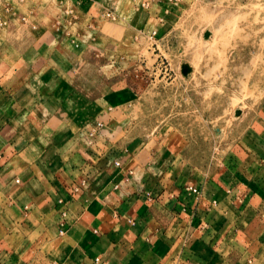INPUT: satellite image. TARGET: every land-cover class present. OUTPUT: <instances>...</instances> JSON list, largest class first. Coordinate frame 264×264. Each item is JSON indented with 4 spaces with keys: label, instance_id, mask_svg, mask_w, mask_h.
I'll return each mask as SVG.
<instances>
[{
    "label": "crops",
    "instance_id": "0c3cea01",
    "mask_svg": "<svg viewBox=\"0 0 264 264\" xmlns=\"http://www.w3.org/2000/svg\"><path fill=\"white\" fill-rule=\"evenodd\" d=\"M63 1L91 34L107 13L157 23L170 2ZM16 12L0 33V264H264V104L201 171L167 133L132 131L139 92L103 91L80 36Z\"/></svg>",
    "mask_w": 264,
    "mask_h": 264
},
{
    "label": "rangeland",
    "instance_id": "374dc122",
    "mask_svg": "<svg viewBox=\"0 0 264 264\" xmlns=\"http://www.w3.org/2000/svg\"><path fill=\"white\" fill-rule=\"evenodd\" d=\"M40 2L37 8L33 0L15 2L18 18L60 21L49 30L80 36L84 58L99 70L95 79L108 83L96 82L103 91L139 92L132 131L167 133L159 141L179 144L185 160L201 171L223 168L245 131L260 128L264 0H170L157 23L146 13L135 27L105 17L93 35L82 14L63 0Z\"/></svg>",
    "mask_w": 264,
    "mask_h": 264
},
{
    "label": "built area",
    "instance_id": "2783aa9c",
    "mask_svg": "<svg viewBox=\"0 0 264 264\" xmlns=\"http://www.w3.org/2000/svg\"><path fill=\"white\" fill-rule=\"evenodd\" d=\"M23 1L25 2L26 0H1V4H0V33L2 31H4L10 25L11 18L14 17L17 13L16 12V5L23 3ZM15 2H16V5L14 4ZM105 17L111 18V19L114 18L111 13L105 14ZM20 21L22 23H26L27 17L26 16L21 17ZM32 28L35 29L34 26ZM154 35L155 34L153 33L150 36V38H153ZM100 128H102V125L97 124L94 129H90L87 133V136L89 137V139H92ZM91 142L92 141L90 140L89 144H91ZM187 190L193 194L199 193V191L196 188L189 187ZM62 215H65V214L63 213ZM60 227H63V223L60 224ZM61 233H63L62 230H60V234ZM98 262H99V259H95V263H98Z\"/></svg>",
    "mask_w": 264,
    "mask_h": 264
},
{
    "label": "water",
    "instance_id": "95a60500",
    "mask_svg": "<svg viewBox=\"0 0 264 264\" xmlns=\"http://www.w3.org/2000/svg\"><path fill=\"white\" fill-rule=\"evenodd\" d=\"M188 72H189V69H188L187 67H183V68H182V74H183V75H187Z\"/></svg>",
    "mask_w": 264,
    "mask_h": 264
}]
</instances>
